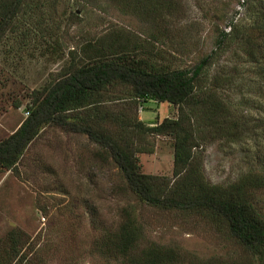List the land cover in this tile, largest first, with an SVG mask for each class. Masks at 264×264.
Listing matches in <instances>:
<instances>
[{
	"label": "rangeland",
	"instance_id": "rangeland-1",
	"mask_svg": "<svg viewBox=\"0 0 264 264\" xmlns=\"http://www.w3.org/2000/svg\"><path fill=\"white\" fill-rule=\"evenodd\" d=\"M99 3L46 0V7L25 16L17 30L0 39V139L27 114L30 91L64 69L86 38L122 29L146 39L134 15L123 13L109 0ZM178 3V12L157 25L149 42L155 60L172 66H189L213 49L220 30H229L230 19L250 26L264 11V0ZM72 12L76 15L70 17ZM49 27L52 35L45 31ZM23 29L27 34L17 37ZM229 44L205 71L209 78L222 71L229 76L223 96L243 114L248 127L238 141L212 140L202 148L205 176L223 184L249 166L264 164V81L254 72L256 64L248 59L242 43L230 40ZM109 88L111 94H122L116 86ZM146 105L138 104L137 116L151 123L156 106L151 101ZM176 110L171 104L166 114ZM148 140L152 151L138 154L142 170L170 176L171 136L148 135ZM255 200L264 211V189L255 190ZM124 209L139 224L143 243L176 246L201 257L241 253L235 239L207 218L138 201L102 147L83 133L46 124L14 168L0 169V264L12 253L15 259L10 264L19 257V264H124L121 255H102L98 245L117 229ZM11 229H19L15 240L10 239ZM13 245H21L16 257Z\"/></svg>",
	"mask_w": 264,
	"mask_h": 264
},
{
	"label": "trees",
	"instance_id": "trees-1",
	"mask_svg": "<svg viewBox=\"0 0 264 264\" xmlns=\"http://www.w3.org/2000/svg\"><path fill=\"white\" fill-rule=\"evenodd\" d=\"M78 1L100 4V0ZM109 1L139 20L146 39L122 29L86 38L79 54L72 55L64 69L30 91L27 114L0 139V169L14 168L46 124L83 133L110 155L126 189L138 201L199 214L227 231L241 252L201 257L176 246L143 243L139 224L124 209L117 229L98 244L102 255H121L124 264H264V211L255 200V190L264 189V164L249 166L234 181L223 184L210 181L202 163L207 142L238 141L248 129L243 114L223 96L229 76L222 71L209 78L205 71L234 40L242 43L244 53L256 64L254 72L264 81V11L250 26L230 19L229 30H220L213 49L189 66H172L155 60L149 42L155 38L157 25L178 12V0ZM44 7L46 0H0V39L7 31L17 30L25 16ZM50 29L45 31L52 35ZM26 34L23 29L17 37ZM113 86L122 94L109 93L107 89ZM149 101L157 110L151 123L139 118L136 111L138 104L145 106ZM171 104L177 110L169 115L166 111ZM160 134L172 138L170 176L143 171L138 155L153 149L146 136ZM17 230H10L11 240L18 236ZM20 246H11L14 257ZM13 259L12 253L5 264Z\"/></svg>",
	"mask_w": 264,
	"mask_h": 264
}]
</instances>
